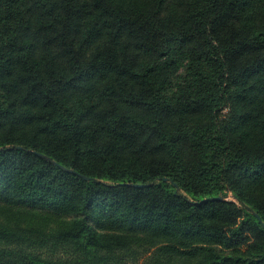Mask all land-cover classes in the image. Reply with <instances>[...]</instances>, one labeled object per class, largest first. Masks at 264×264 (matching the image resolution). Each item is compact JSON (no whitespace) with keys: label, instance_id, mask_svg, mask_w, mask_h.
Wrapping results in <instances>:
<instances>
[{"label":"trees","instance_id":"trees-1","mask_svg":"<svg viewBox=\"0 0 264 264\" xmlns=\"http://www.w3.org/2000/svg\"><path fill=\"white\" fill-rule=\"evenodd\" d=\"M0 264H264V0H0Z\"/></svg>","mask_w":264,"mask_h":264},{"label":"rangeland","instance_id":"rangeland-1","mask_svg":"<svg viewBox=\"0 0 264 264\" xmlns=\"http://www.w3.org/2000/svg\"><path fill=\"white\" fill-rule=\"evenodd\" d=\"M248 18L251 20L253 18V15H252V12L251 10L248 11L246 10L245 13ZM181 79V75H180V69H177V70H172L168 75H167V80L169 81V84L171 86L175 85L179 80ZM99 99V98H98ZM101 100V99H100ZM226 112H222V115H225ZM207 118H211L210 115L206 116ZM229 200L232 201V198H229ZM33 210H36V211H39V212H46L50 215H53V217H56V218H59V219H63V220H66V221H70L74 218V216H58V215H55L51 212H49L48 210L46 209H41V208H34ZM94 227H97L96 225H94ZM98 233L100 234H106V233H110V234H113V233H116V230H102L100 228H97L96 230ZM174 242L175 244L179 245V246H182L184 247L185 244H186V241H184L182 238L180 237H177L176 239H174Z\"/></svg>","mask_w":264,"mask_h":264},{"label":"water","instance_id":"water-1","mask_svg":"<svg viewBox=\"0 0 264 264\" xmlns=\"http://www.w3.org/2000/svg\"><path fill=\"white\" fill-rule=\"evenodd\" d=\"M134 187L141 188L145 187L144 185H135ZM220 197L217 198H209V199H203L201 202H208V201H215V200H220ZM258 218V217H257ZM259 223H261L260 219L258 218Z\"/></svg>","mask_w":264,"mask_h":264}]
</instances>
